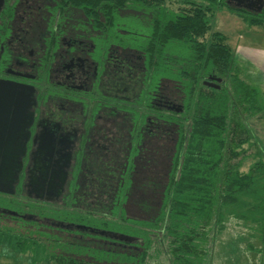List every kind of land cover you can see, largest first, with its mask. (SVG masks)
Listing matches in <instances>:
<instances>
[{"label":"trees","instance_id":"obj_1","mask_svg":"<svg viewBox=\"0 0 264 264\" xmlns=\"http://www.w3.org/2000/svg\"><path fill=\"white\" fill-rule=\"evenodd\" d=\"M97 1L101 19L115 20L118 11L131 5L146 10L150 30L138 69L143 97L129 108L132 154L122 174L124 183L135 184L133 216L126 215L123 205L113 210L119 219L91 222L100 231L122 229L133 239L124 244L134 250L119 255L129 264H152L161 255L171 264H209L215 239L231 220L248 230L258 225L263 240L264 159L250 121L264 117V92L240 77L227 37L213 31L210 21L217 10L226 9L246 25L264 28V0L256 8L231 6L226 0H181L177 9L165 0H91ZM205 81L219 89L206 87ZM161 98L164 108L154 105ZM151 209L156 214L148 221ZM53 212L62 221L87 222ZM0 231L18 238L16 245L25 252L43 255L46 264H106L72 256L83 245L66 241L64 230L36 236L4 225ZM104 251L96 249L103 257Z\"/></svg>","mask_w":264,"mask_h":264},{"label":"flooded vegetation","instance_id":"obj_2","mask_svg":"<svg viewBox=\"0 0 264 264\" xmlns=\"http://www.w3.org/2000/svg\"><path fill=\"white\" fill-rule=\"evenodd\" d=\"M256 1L226 0L247 8ZM100 8L91 0H0V188L13 191H0V226L64 230L88 247L130 251L98 237L91 221L119 219L113 210L123 205L133 216L135 184L122 174L134 140L129 108L143 97L138 69L147 38L118 19L144 9L131 5L112 20L97 16ZM53 211L87 222L62 221Z\"/></svg>","mask_w":264,"mask_h":264},{"label":"rangeland","instance_id":"obj_3","mask_svg":"<svg viewBox=\"0 0 264 264\" xmlns=\"http://www.w3.org/2000/svg\"><path fill=\"white\" fill-rule=\"evenodd\" d=\"M165 2H168L174 9H177L180 5H182L181 0H165ZM256 2L257 4L252 5L250 8L261 6L263 0H257ZM148 15L149 13L145 10H138V16H128V13H121V16L123 17H119L118 22L121 24L124 30H127L133 35L136 34L135 36L139 37L141 41L142 38H146V35H148L150 30L149 20H147ZM210 23L213 31L221 32L227 37V43L233 51L235 63L237 60H239H236V57H238L237 54H239V51H243L244 49L242 44H246L250 48L260 49L256 53V57H264L263 27L248 26L238 16L226 9L217 10L214 16L211 17ZM123 37H125V40L130 38L128 35ZM236 65L238 64L236 63ZM250 127L252 128V133L254 136L255 134L258 136V139L261 141V148L264 150V117L260 120L251 119ZM256 148L254 150H256ZM252 161V158L246 160L241 170L243 172L247 171L248 166ZM152 211L153 213H150L146 220H153L152 218H154L156 213L155 210L151 209L150 212ZM140 219L145 218L143 216L140 217ZM227 223L226 230L215 239L211 249L209 264H264V239H261V234L259 231L260 227L258 225H254V230H248L246 224H243L242 222L231 220ZM2 224L13 225L9 224V221H4ZM115 228L116 226L113 228V230ZM28 232L32 235L35 234L36 236L47 233L51 234L40 229L29 230ZM114 232L121 233V235L126 234L122 229L119 228H116ZM78 236L79 235L74 234L66 236V241L74 242L75 240L77 243H81V245H83L82 243L88 244L87 242L78 241ZM18 241V238L10 236V234L7 232L0 231V264H46V260L44 259L43 255H36L33 253V250H28L25 252L24 247L16 245ZM99 244L98 247H93L94 245L89 247H87V245H83L82 247L84 250L82 247H80L79 249H81V251L73 253L72 256L88 261L102 262L106 264H129L128 261L122 260L119 257L120 252L128 251L125 250V247H122L123 250H119V248L116 247L107 248L106 251H104L103 257L102 253H96V249L102 248V243ZM105 247L103 249H105ZM159 258L160 261L156 262V264H171L170 258L163 255H161Z\"/></svg>","mask_w":264,"mask_h":264},{"label":"crops","instance_id":"obj_4","mask_svg":"<svg viewBox=\"0 0 264 264\" xmlns=\"http://www.w3.org/2000/svg\"><path fill=\"white\" fill-rule=\"evenodd\" d=\"M246 44H242L243 51H239L236 57L237 66L240 69L241 78L252 85L258 86L262 92H264V57H256V53L260 49L246 47ZM242 52V53H240ZM255 144L259 146L262 151V158L264 159V150L261 148V141L255 134ZM155 261V262H153ZM158 261L152 260V264H156Z\"/></svg>","mask_w":264,"mask_h":264},{"label":"water","instance_id":"obj_5","mask_svg":"<svg viewBox=\"0 0 264 264\" xmlns=\"http://www.w3.org/2000/svg\"><path fill=\"white\" fill-rule=\"evenodd\" d=\"M204 85L206 87H209V88H212V89H219V85L213 83L212 81H205ZM4 166H5V163H4ZM9 181H12V180H9ZM0 191L8 193V194H12L13 193V191L10 190V185H7L5 189L0 188ZM78 228H80V227H78ZM99 234L102 235V236H107V237L113 238V239L118 240L120 242H125V243H132L133 242L132 238H130L128 236H125L123 234L121 235V234L110 233V232H105V231H99Z\"/></svg>","mask_w":264,"mask_h":264}]
</instances>
